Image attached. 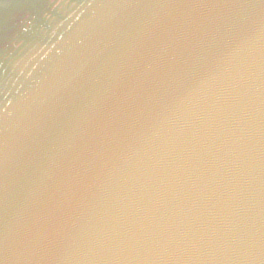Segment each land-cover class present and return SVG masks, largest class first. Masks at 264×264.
<instances>
[{"label":"water","instance_id":"1","mask_svg":"<svg viewBox=\"0 0 264 264\" xmlns=\"http://www.w3.org/2000/svg\"><path fill=\"white\" fill-rule=\"evenodd\" d=\"M0 264H264V0H0Z\"/></svg>","mask_w":264,"mask_h":264}]
</instances>
